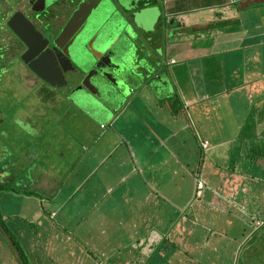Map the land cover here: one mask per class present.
Segmentation results:
<instances>
[{"label":"rangeland","instance_id":"374dc122","mask_svg":"<svg viewBox=\"0 0 264 264\" xmlns=\"http://www.w3.org/2000/svg\"><path fill=\"white\" fill-rule=\"evenodd\" d=\"M12 1L16 2L17 0H0V24L1 21H4L2 14L5 4ZM123 1L125 6L120 5L117 0L113 2L115 9L121 15L117 16L122 25L121 28L116 29L117 36L120 37L126 33L128 39L123 40L132 46V55L129 57V61L127 60L122 74L129 75L133 71L136 76H141L136 82L128 83L130 85L127 87L123 85L122 90L124 89L125 97L117 96V102L114 104L118 106L117 111L126 105L124 108L126 113L134 112L136 114L135 118L128 115L125 122H123V118H119L115 122V113L106 116L92 111L89 108L94 105L90 102L86 103L88 108L79 110L78 106L72 105L69 99L64 98L41 79L36 78L27 69L24 62H9L5 55L1 54L3 51L0 50V181H3L5 176L12 175L11 180L18 188V193L13 190L0 191L2 218L11 216L13 225L16 224L13 223L16 220H21V230L14 231L13 234L16 238L24 240L23 247L27 249L31 264H76L79 262L76 260L78 256L83 259H79L83 262L82 264H186L185 258L189 262L187 264H191L193 261L196 262L195 264L197 262L199 264H264V225L260 227L254 225L250 216L243 215L244 211L240 208L233 215H228L222 208L220 210L218 207V210L212 208V212L218 216L215 221L184 222L185 230L175 227L180 226L181 222L178 218L185 215V209L182 206L187 203V200L185 201L186 191L193 193L196 182L190 181L195 177L187 174L173 162L172 158H169L167 169L159 171V165L162 167L158 163L161 148L150 161L152 162L151 171L157 170L158 173L150 174L149 178L155 180L154 177L161 174L160 178L165 176L167 184L160 192L152 187L150 196L145 201L143 198H120L115 193L100 194L99 190L95 192L82 191L85 186H94V180L99 174V171L96 170L91 174L88 172L94 162V159L91 160L88 154V148L91 145L94 148L93 152L98 151L99 153L101 150L108 152L111 147L105 142L115 138H117L116 141H119L121 137H124L125 140L132 139L133 142L139 140L137 148H141L145 154L147 142L144 141L146 140L144 135L146 128L143 120L149 118L151 125L156 123L158 119L153 114L152 116L148 115V112L150 113L148 110L151 109V112H155L160 107L162 108L161 101L149 86L152 76L149 67L152 64L156 69L157 62H162L161 65H164L165 61L169 59L170 53L174 54V52H170L169 44L176 41L177 38H170V34H168L167 22L170 17L164 0H157L154 4H143L150 7L147 9L139 3L140 0ZM57 4L52 6L56 12H58ZM262 7L261 11L264 12V6ZM110 8L111 6L108 8V12H110ZM107 14L100 13L102 17H108ZM139 17L148 19V21L140 20ZM2 35L3 33L0 32V36ZM196 41L192 40L193 43ZM215 48H221V45H216ZM229 53L232 63L242 59L243 52L239 50L225 52V55ZM161 68L169 72L170 83L165 82V76H163L164 83L161 84L162 86L159 85L160 83L158 84L161 92L165 93L170 85H174L171 74H175L176 65L170 64L167 68L166 66ZM148 72H150V76L146 78L145 75ZM83 98L80 100L85 103L86 97ZM131 100H134L135 107L128 106L131 105ZM94 102H98V100ZM230 112L234 111L230 110ZM230 112L224 114V120L231 118ZM210 120H212L211 127L215 126L216 128L218 126L216 120L212 117ZM192 131L196 134L194 128ZM221 139L222 136H216L213 142L218 143ZM95 142L97 144L94 147ZM177 143L175 144L176 149H179ZM169 144L173 145L174 142ZM257 148L263 156L264 140ZM181 149L180 155L184 156V145ZM209 152L203 161L201 153L198 157L202 171L205 170L207 158L211 163L228 161L227 157L219 154V148L215 144L211 143ZM234 152L235 149L232 147L231 153ZM125 153L123 147L113 151L114 156ZM195 159L190 160V165H193ZM153 163L158 165L155 166ZM208 164L211 166L209 162ZM254 164V174H264V167H262L264 164H257V162ZM50 165L53 168H50ZM245 165L244 161H240L238 164L239 167ZM212 169L214 170L213 167ZM222 169V174L230 172L225 168ZM47 174L53 180L50 182L52 186L61 183V174H67L64 182L68 179L69 187L77 184L80 187L79 191H82L70 201H80V203L76 206L65 205L62 212L52 218L46 213H39L38 223L35 220V215L36 209L40 208L38 206L40 199L31 192L47 186ZM136 178L142 179L143 177ZM201 184L203 188L204 181L201 180ZM180 187L183 189V194L181 191L179 192ZM54 190H51L48 184L40 194L48 195ZM26 192L31 196H26L24 194ZM109 197L114 200L116 206L124 208L119 213L111 210L106 217L101 211L103 208L111 206L112 200L105 204V199ZM188 198H193V194H187L186 199ZM249 198L251 199V197ZM251 207L250 209H252ZM33 211L35 213H32ZM259 211L260 217L264 218V208H259ZM232 221L233 225H231ZM47 223H53L55 229L60 230L62 234L53 236L49 232L51 235L48 238L50 244L40 245L39 243L45 238L35 237L33 238L35 240H32L30 231H34L36 226H43L47 231ZM168 223L170 224L168 225ZM165 224L169 227L174 225L168 238H175L176 241L171 239L170 241L178 245L177 247L174 244L165 245L166 243H162L165 242L162 240ZM187 227L192 230L182 234L188 229ZM174 232L182 234V238L178 235L176 236L178 238L174 237ZM16 238L15 241H17ZM178 239L181 241L182 247ZM84 247L86 250H91V254H85ZM159 247L160 250L156 255V250ZM186 250L187 252L195 250V252L188 256L184 252ZM0 264H17L16 255L5 244L1 235Z\"/></svg>","mask_w":264,"mask_h":264},{"label":"crops","instance_id":"0c3cea01","mask_svg":"<svg viewBox=\"0 0 264 264\" xmlns=\"http://www.w3.org/2000/svg\"><path fill=\"white\" fill-rule=\"evenodd\" d=\"M164 4L170 17L167 22L168 34H170V38L177 39L169 44V50L174 54L170 53V57L164 65H161V62L156 65L158 72L156 71L157 74L151 77L154 83L149 84L154 95L161 101L162 108L160 107L155 112H151V109L148 110L150 111L148 115L152 116L153 114L158 119L156 123L151 125L149 118L143 120L146 128L144 131L146 137L144 141L147 142L146 152L144 154L141 148H137L139 140L133 142L132 139L125 140L124 137H121L119 141H116L117 138L108 140L105 144L110 146L111 150L106 152L100 149L99 153L95 151L94 162L88 171L90 174L94 170L99 171L94 180L95 185L85 186L82 191L95 192L99 190L100 194L115 193L120 198H143L145 201L150 196L152 187L160 192L167 184L165 176L160 178L161 174L154 177L155 180L149 178L150 174L158 173L157 170L151 171L152 162L150 161L161 148L162 152L160 150L159 155H161L158 158V163L162 167L159 165V171L167 169L169 158H172L173 162L187 174L195 177L190 181H195L196 186L197 181H204L202 195L199 198L195 195L197 187L194 188L193 193L186 191L188 195L193 194V198L186 199L187 194L185 193L187 203L182 206L185 209V215L178 218L181 223L179 227L175 226L176 228L185 230L184 222L215 221L217 215L211 209L218 207L219 210L222 208L227 213L226 205L236 211L240 208L244 211L243 215L252 218L259 214V208H264V174H254L253 167L254 162L257 164H263V162L259 157L256 158L257 160L244 161L246 164L244 167H239L238 164L243 161L247 148L252 146L253 139H255L252 137L257 136V143L264 140V12L261 11L264 0H164ZM143 20L148 21V19ZM210 22H220L222 26L195 32L193 29H189ZM192 40L196 42L193 43ZM216 45H221V48H215ZM231 50L243 52L239 62L232 63L229 58L230 53L225 55V52ZM171 59H174V62H171ZM170 64L176 65L175 74H171L174 85H170L163 93L158 88V84L160 83L159 85L162 86L161 84L164 83L163 76H165V82L170 83V80L168 79V70L164 71L161 67L166 66L167 68ZM150 66L152 74L156 69L152 64ZM150 72L148 73L150 74ZM145 77L148 76L145 75ZM180 99L184 102L183 109L175 113L172 109L178 108L174 104H179ZM131 101V105L128 106L135 107L134 100ZM117 110H111L112 112L109 114L115 113V122L119 118H123V122H125L128 115H131L132 118L136 117L134 112L126 113L122 108ZM230 110L234 112H230ZM229 112L231 118L224 120V114H229ZM210 117L216 120V124L218 123L216 128L215 126L211 127ZM192 128L196 134L193 133ZM216 136H222L218 143L213 142ZM203 140H207L206 147L201 145ZM173 142V145L169 144ZM176 143L179 149H176ZM211 143L218 146L219 154L227 157L228 161L211 163L207 158L211 166L207 162L205 170L198 174L201 166L198 157L201 153V159L204 160ZM96 144L97 142L93 146L95 147ZM182 145L185 147L184 156L180 155ZM119 147H123L126 153L114 156L113 151ZM232 147L235 149L234 153H231ZM92 149L94 148L91 145L88 148L90 157L93 156ZM192 158L196 159L193 165H190ZM227 163L230 167L227 166ZM153 165L157 166L158 164L153 163ZM50 168L53 167L50 165ZM222 168L230 172L222 174ZM246 169L248 171H245ZM194 172L197 176L193 174ZM66 175L61 174V183L52 186L50 182L53 180L47 174V186L49 184L51 190H55L50 193L51 195L48 194L50 197H46L47 199L39 200L40 208L36 209L35 220L39 213L54 214L63 209V205L76 206L80 203V201H70L82 191H79L80 187L77 184L69 187L68 179L64 182ZM136 177L143 178L137 179ZM6 178L11 180L12 175L5 176L3 180ZM12 184L15 185L13 180ZM47 186L38 188L32 193L39 197ZM173 189L175 191V188ZM13 191L17 192L18 188L15 187ZM180 191L183 194L181 187ZM24 194L31 196L27 192ZM41 196L45 198L44 195ZM194 199L196 200L194 201ZM110 200H112L111 197L106 198L105 204ZM186 205L187 207H185ZM122 208L124 207L116 206L112 200L111 206L103 208L101 212L107 217L109 211L119 213L122 212ZM168 225L165 224L162 238H168L169 233L173 230L174 225L171 227ZM50 227H52L51 224L47 223L48 233ZM187 228L182 234L192 230ZM169 229L171 230L168 232ZM61 234L62 232H60ZM182 234L174 232L173 236L178 235L182 238ZM44 238L42 243L50 244L49 236ZM179 244L182 247L180 240ZM188 252L194 253L195 250Z\"/></svg>","mask_w":264,"mask_h":264},{"label":"water","instance_id":"95a60500","mask_svg":"<svg viewBox=\"0 0 264 264\" xmlns=\"http://www.w3.org/2000/svg\"><path fill=\"white\" fill-rule=\"evenodd\" d=\"M24 1L25 0H17L16 2L12 1L11 3L5 4L2 14V18L6 20L5 25L26 44V50L22 55L24 64H26V66L39 79H41L51 87H54L57 91H63V94L65 95L68 93V84H70L69 87L73 88L76 83H72V81L70 80L71 76L67 71H65V68L58 67L56 59L53 58L52 53H50L51 51L46 52L48 51V49L45 48L46 39L42 34H40V32H38L34 24L19 8V6L22 5ZM38 1L39 0H28V3L31 5H35ZM43 1L44 3L42 4V6H40L39 8H35V10H42L56 0ZM105 1L106 3L104 4V6L101 5ZM117 1L120 3V5H124L123 0ZM93 3H95V5L91 6ZM112 4L114 5V9ZM97 6L98 9H96ZM110 6V11L112 10V12L111 15L107 14V16L110 17L109 19L112 21L113 25H115H112V28L107 26V22H104V25L102 24L101 26L102 22L100 20V18H102L103 20V17L100 15V13H110L108 12V8ZM147 8L150 7H146V9ZM33 9L34 7H32L31 10ZM91 10H94L96 12L95 18H93V15L90 13ZM117 16L121 15H119L118 11L115 9V4L112 2V0H81L71 13L69 19L61 29L60 33L54 39V44L56 45V47L58 49H61L62 53L68 56L72 60L73 64L76 65L82 73H87L86 76L80 79L81 85L96 100H98V105L93 108H89L98 114H108L109 112H111V110L118 109V106L114 105L117 102V96H120L121 98L125 97V92H123V90L117 85L119 84V82L117 81L115 76L113 78V81H111V84H114L116 87H118L119 90L117 89V91L111 88L107 89L103 79H99L98 77H96L97 74L105 75L104 65L101 64L100 61L95 64L94 69H89L90 67H92V62H89L86 65V60H90L91 57H93V59L102 57L105 54L104 52L106 48L111 44L112 41L118 43L121 50H123L122 46H124L125 48H130L131 45H128L129 43L123 40L128 39L127 36L122 34L120 35V37H118L119 42L116 41V29L118 27H122L121 21L119 20V18H117ZM139 19L143 20L145 18L139 17ZM60 38H65V41H68L69 43L70 41L71 43L72 41H74L72 44L73 53H71L69 47H65L62 49ZM85 44L87 45V48L90 49V52L85 49ZM124 52L125 50L123 51V54ZM128 56L129 54L124 57V60H128ZM124 69L125 68L121 70V74ZM64 72H66L67 79L64 78ZM124 76L125 75L122 74V80ZM130 77V79L125 78V80L123 81L120 79V83L122 82V84L127 87L128 85H130L128 83L136 82V80H138L141 76L131 75ZM65 79L67 82L65 81ZM68 98L72 99L74 103L81 109L88 108L86 106L87 102H82L83 100H80L79 97L76 98L73 94H69Z\"/></svg>","mask_w":264,"mask_h":264},{"label":"flooded vegetation","instance_id":"af4514ba","mask_svg":"<svg viewBox=\"0 0 264 264\" xmlns=\"http://www.w3.org/2000/svg\"><path fill=\"white\" fill-rule=\"evenodd\" d=\"M80 1L81 0H56L42 10H35V8H37V7L39 8L40 6H42L44 1L39 0L38 2H36L35 5H31L28 3V0H25L22 3V5L19 6V8H20V10H22V12H24L26 17L34 24V26L36 27L38 32H40V34H42L44 36V38L46 39L45 48L48 49V51H46V52L51 51L50 53H52L53 58L56 59L58 67L65 68V71H67L68 74L71 76L70 80L72 81V83H76L73 88L69 87L70 84H68V88H69L68 93L65 95L63 94V91H58V92L61 95H63L64 98L69 99L71 104L74 106H76V104L74 103V101L72 99L68 98L69 94H73L76 98L77 97H80V98L86 97V99H85L86 102L92 103L95 107L96 105H98V102H94L96 99L89 92H87V90H85V88L81 85L80 79H82L84 76H86L87 73H82L81 70L76 65L73 64L72 60L68 56L63 54L61 49H58L56 47V45L54 44V39L60 33L61 29L63 28V26L65 25V23L69 19L71 13L73 12V10L76 8V6L78 5V3ZM96 1H98V0H96ZM112 2H114V0H112ZM56 3H58L57 4V6H58L57 11L58 12H56V9H53V7H52ZM105 3H106V1L103 2V4H101V5L104 6ZM94 5H95V3H93L91 6H94ZM32 7H34L33 10H31ZM96 9H98V6L96 7ZM111 12H112V10L108 14L111 15ZM90 13L93 15V18H95L96 12L93 10L92 12L90 11ZM109 18L110 17H103V20H102V18H100L101 22H103V23H101V26H102V24L104 25V22H107ZM5 22H6V20L1 21V24H0V32L3 33V35L0 36V50L3 51L1 54H4L5 58H7L9 62H14V61L23 62L22 55H23L24 51L26 50V44L23 42V40H21L18 36H16V34L13 31H11L5 25ZM112 25H113L112 21L110 22V25L107 24V26H109L111 28H112ZM1 30H5L7 32L1 31ZM88 40H89V38H88ZM116 41H118V40H116ZM73 42L74 41H72V43H71V41H70V43H69L68 41H65V38H60V43L62 45V49L65 47H69L71 53H73V45H72ZM84 47L87 51L90 52V49L87 48L86 44L84 45ZM122 48L124 50V46H122ZM123 50H120L118 43H116L115 41H112L111 44L106 48V50L104 52L105 54L102 57L93 59V57L90 56L92 60L91 59L86 60V65H87V63L92 62V67H90L89 69H94L95 64L99 61L101 64L104 65L105 75L97 74L96 77H98L99 79H103V81L106 84L107 89L111 88V89H114L117 91L118 87H116L114 84H111V81H113L114 76L117 79V81L119 82V84H117V85L121 89L123 87L122 82L120 83V79L122 80L121 70L123 68H125V66H126L125 64L127 63V60H124V57H126L129 54V56H128V61H129V57L132 55L131 54V46H130L128 52H125L124 54H123ZM122 54H123V56H122ZM100 68H101V65H100ZM30 72L36 78H38L32 71H30ZM138 73H140V72H138ZM64 74H65L64 78H66V76H67L66 72H64ZM131 75L132 76L135 75L133 71H131L129 75H125L123 80H125V78L128 79ZM108 78H110V79H108ZM66 79H65V81H66ZM45 84H47V83H45ZM48 86H50V85H48ZM51 88L55 89L54 87H51ZM123 91H124V89H123Z\"/></svg>","mask_w":264,"mask_h":264},{"label":"trees","instance_id":"16d2710c","mask_svg":"<svg viewBox=\"0 0 264 264\" xmlns=\"http://www.w3.org/2000/svg\"><path fill=\"white\" fill-rule=\"evenodd\" d=\"M156 2V0H143V1H141L140 0V2L139 3H141L142 5L143 4H145V5H148V4H154ZM145 5H143V6H145ZM147 6H145L144 8H146ZM140 8H142V7H140ZM124 11H125V9H124ZM110 22H111V20L110 19H108V21H107V23H108V25H110ZM227 22V21H226ZM113 24V23H112ZM219 26H222V23H220V22H210V23H207V24H204V25H200V26H194V27H192V28H189V29H193V31L195 32V31H201V30H206V29H208V28H210V27H219ZM125 36H127V34L125 33ZM116 38L117 37H119V36H117V34H116V36H115ZM118 40V39H117ZM119 41V40H118ZM129 45V44H128ZM128 48V47H127ZM127 48H125L124 47V50H125V52H128V50H129V48L127 49ZM121 50V49H120ZM123 50V51H124ZM124 52V53H125ZM159 63L160 62H157V64L156 65H159ZM161 64H162V62H161ZM25 65V64H24ZM26 66V65H25ZM29 71H31L29 68H27ZM158 69H160V67H158ZM28 71V72H29ZM156 71L158 72V70H157V68H156V70H155V72L154 73H152V76H154V74H157L156 73ZM147 76H149L150 74L148 73V74H146ZM151 76V77H152ZM150 80L151 81H149V84H151V82H153L152 80V78H150ZM154 83V82H153ZM174 105H176L178 108L177 109H172V111L173 112H175V113H177L178 111H180V110H182L183 109V105H184V102L180 99L179 100V104H174ZM77 106V105H76ZM175 106V107H176ZM78 109L80 110L81 108H79V106H78ZM122 109H124V108H122ZM113 111V110H112ZM111 111V112H112ZM111 112H109L108 114H106V113H101V114H104V115H106V116H108L109 114H111ZM116 120V119H115ZM127 123V122H126ZM100 127H102V124L100 125ZM256 137L257 136H254V137H252V138H255V139H253V142H252V146H250V147H248L247 148V153H245L244 154V157H243V161H246V160H253V159H255V160H257L256 158H259V157H261V159H262V157L264 156H262V152H260L259 150H258V148H257V146L259 145V144H261V142L260 143H257V141H256ZM205 141H207V140H203V141H201V145L203 146V147H205L204 145H203V143L205 142ZM94 156H95V153L93 152V156L92 157H90L91 159H93L94 158ZM260 159V158H259ZM262 162H263V164H264V159H262ZM262 167H264V165H262ZM245 171H248V169H246ZM201 172H202V168H201V166H200V169H199V172H198V174H201ZM196 176H197V174H196ZM8 180V181H7ZM197 184H198V181H197ZM206 185V184H205ZM197 187V191L195 192V195H196V197L197 198H199L201 195H202V191H203V189H202V187H198V185L196 186ZM14 185L12 184V180H10L9 178H6L5 180H3V181H0V190H14ZM203 188H204V185H203ZM32 193V192H31ZM36 195V194H35ZM41 195H44L45 196V198L43 197V196H41ZM51 195V194H50ZM50 195L48 196V195H45V194H40V196H39V199H41V198H43V199H47L48 197H50ZM54 195V194H53ZM52 195V196H53ZM51 196V197H52ZM47 197V198H46ZM65 205H63V207H64ZM226 208H227V213H228V215H233L234 214V212H236V210H234V209H231V208H229V206H227L226 205ZM229 208V209H228ZM43 211H45V210H43ZM60 212H62V209L61 210H58V211H56L53 215H51V213L50 212H43V213H46V214H48L51 218H52V216L54 217H56V215H58ZM218 217V216H217ZM4 219H5V221H4ZM11 219H12V217L10 216H7V217H5V218H2V215H1V213H0V235H1V237H2V239H4L5 240V244H7L8 245V247L12 250V253L14 254V255H16V261H17V264H31L30 262H29V254H28V252H27V249H25L24 247H23V245L25 244V242H24V240L23 239H18V238H16V236H14V234H13V232L14 231H19V230H21V228H22V226H20L21 225V220H16L15 222H13V223H16V224H11ZM23 219V218H22ZM253 222H254V225H256V226H262V225H264V218L263 217H260V215L259 214H257L256 216H254V217H252V218H250ZM259 220H262V222H259ZM7 221H10V222H7ZM36 221H37V219H36ZM38 223H39V221H37ZM23 224V223H22ZM31 224H32V222H31ZM24 225V224H23ZM42 225V224H41ZM231 225H233V221H232V223H231ZM51 226L52 227H50V232L53 234V236H57L58 234H60V230L58 231V230H56L55 229V226H54V224L53 223H51ZM60 227L62 226V225H59ZM25 228V230H27V228L26 227H24ZM54 231V232H53ZM211 232H212V230H211ZM44 234V237H46L47 235L50 237L51 235H50V233H48L46 230H44V228H43V226L42 227H40V226H36L35 227V230L33 231V230H31L30 231V237L32 238V240H35V239H33V238H35V237H42V235ZM15 238L17 239V241H15ZM30 238V239H31ZM170 239L171 238H165V237H163L162 238V240H165V242L163 241L162 243H166L165 245H169V244H174L175 245V243L174 242H171L170 241ZM171 240H174V241H176L175 240V238L174 239H171ZM43 242V241H42ZM39 243L40 245H42L43 243ZM178 245H175V247H177ZM159 250H160V247H159V249H157L156 250V255H158V252H159ZM84 252H85V254H87V253H90L91 254V250L89 251V250H86L85 249V247H84ZM188 256L189 255H193V252H186V251H184ZM172 253H173V250H172ZM172 253H169L170 255L172 254ZM79 255V254H78ZM177 256H180V255H177ZM183 256H184V254H183ZM79 257V258H78ZM77 257V261H79L78 263H76V264H82L83 262L82 261H80L79 259H81V260H83L82 258H80V256H78ZM168 259V258H167ZM182 259H183V257H182ZM182 259H180V260H182ZM177 260H179V259H177ZM167 261V260H166ZM185 263L187 264V263H189L188 261H187V258H185ZM196 262L195 261H193V263H191V264H195ZM89 264H91V263H89ZM116 264V263H115ZM179 264H181V263H179ZM197 264H199L198 262H197ZM202 264V263H201Z\"/></svg>","mask_w":264,"mask_h":264},{"label":"built area","instance_id":"2783aa9c","mask_svg":"<svg viewBox=\"0 0 264 264\" xmlns=\"http://www.w3.org/2000/svg\"><path fill=\"white\" fill-rule=\"evenodd\" d=\"M171 62H174V59H171ZM203 145L206 147V145H207V141H205L204 143H203ZM198 187H202L201 185V181H198Z\"/></svg>","mask_w":264,"mask_h":264},{"label":"clouds","instance_id":"9594fccd","mask_svg":"<svg viewBox=\"0 0 264 264\" xmlns=\"http://www.w3.org/2000/svg\"><path fill=\"white\" fill-rule=\"evenodd\" d=\"M132 90V89H131Z\"/></svg>","mask_w":264,"mask_h":264}]
</instances>
